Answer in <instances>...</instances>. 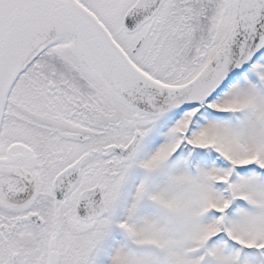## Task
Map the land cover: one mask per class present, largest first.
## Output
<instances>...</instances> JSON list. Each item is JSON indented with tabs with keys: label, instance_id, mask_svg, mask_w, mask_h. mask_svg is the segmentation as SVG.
Masks as SVG:
<instances>
[{
	"label": "snow or ice",
	"instance_id": "snow-or-ice-1",
	"mask_svg": "<svg viewBox=\"0 0 264 264\" xmlns=\"http://www.w3.org/2000/svg\"><path fill=\"white\" fill-rule=\"evenodd\" d=\"M0 264H264V0H0Z\"/></svg>",
	"mask_w": 264,
	"mask_h": 264
}]
</instances>
